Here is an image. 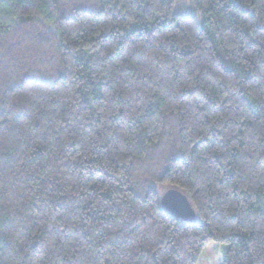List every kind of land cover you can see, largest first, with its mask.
I'll use <instances>...</instances> for the list:
<instances>
[{"label": "trees", "instance_id": "1", "mask_svg": "<svg viewBox=\"0 0 264 264\" xmlns=\"http://www.w3.org/2000/svg\"><path fill=\"white\" fill-rule=\"evenodd\" d=\"M213 241L264 264V0H0V264Z\"/></svg>", "mask_w": 264, "mask_h": 264}, {"label": "water", "instance_id": "2", "mask_svg": "<svg viewBox=\"0 0 264 264\" xmlns=\"http://www.w3.org/2000/svg\"><path fill=\"white\" fill-rule=\"evenodd\" d=\"M163 210L173 217L187 222L197 219V213L189 197L180 189L170 187L166 189L161 197Z\"/></svg>", "mask_w": 264, "mask_h": 264}, {"label": "rangeland", "instance_id": "3", "mask_svg": "<svg viewBox=\"0 0 264 264\" xmlns=\"http://www.w3.org/2000/svg\"><path fill=\"white\" fill-rule=\"evenodd\" d=\"M226 246L220 242L209 243L203 251L198 264H221L225 256Z\"/></svg>", "mask_w": 264, "mask_h": 264}]
</instances>
